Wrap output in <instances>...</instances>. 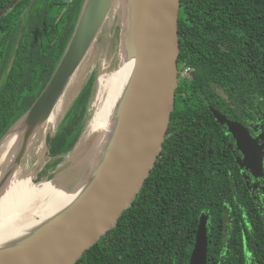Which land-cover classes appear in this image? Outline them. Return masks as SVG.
<instances>
[{
    "label": "trees",
    "instance_id": "obj_1",
    "mask_svg": "<svg viewBox=\"0 0 264 264\" xmlns=\"http://www.w3.org/2000/svg\"><path fill=\"white\" fill-rule=\"evenodd\" d=\"M29 1L0 0V139L49 80L83 2L34 0L27 7ZM177 28L178 85L162 149L131 205L74 264H188L201 212L208 215L207 264H264L263 221L242 196L231 150L229 161L226 146L214 143L213 129L207 131L212 143L197 128L189 129L188 138L179 127L171 129L179 115L214 120L206 100L227 106L210 94V83L230 94V116L255 119L253 108L264 94V0H180ZM98 66L52 136L44 172L77 141ZM185 66L191 68L188 77L180 74ZM226 210L232 227L225 231Z\"/></svg>",
    "mask_w": 264,
    "mask_h": 264
},
{
    "label": "water",
    "instance_id": "obj_2",
    "mask_svg": "<svg viewBox=\"0 0 264 264\" xmlns=\"http://www.w3.org/2000/svg\"><path fill=\"white\" fill-rule=\"evenodd\" d=\"M180 0H83L74 29L61 57L44 88L27 109L0 139L15 127L37 125L40 131L44 119L66 88L70 78L84 65L87 54L98 40L107 19L109 32L118 34V64L121 58L133 57L134 63L124 95L117 109V122L103 148L98 146L93 161L78 167L73 161L82 135L93 113V101L77 141L63 160L51 170L43 171L49 158V145L63 116L69 109L90 72L79 83L63 115L55 125L48 126L41 136L44 151L26 170V141L18 149L13 166L6 170L1 183L5 184L15 167L22 166L32 176L34 184L51 182L58 189L79 192L66 206L46 217L30 231L0 245V264H74L83 252L114 226L143 185L162 149L178 85L177 57L179 54L178 10ZM121 24L122 27H117ZM95 58L92 55L89 61ZM88 61V62H89ZM100 70V63H99ZM89 69V71H88ZM88 71V72H87ZM220 124H226L244 156L237 157L240 166L257 173L261 166L256 141L240 122L227 118L211 107ZM101 148V149H100ZM72 153L68 159L66 156ZM66 159V160H65ZM38 161H41L38 163ZM94 164V163H93ZM43 171V172H42ZM39 180L35 182V180ZM36 220L40 215L34 217ZM208 215L201 212L188 264H207Z\"/></svg>",
    "mask_w": 264,
    "mask_h": 264
},
{
    "label": "bare ground",
    "instance_id": "obj_3",
    "mask_svg": "<svg viewBox=\"0 0 264 264\" xmlns=\"http://www.w3.org/2000/svg\"><path fill=\"white\" fill-rule=\"evenodd\" d=\"M133 63V57H122L119 64L112 67L107 75L101 74L104 81L99 83L96 98L92 104L93 113L82 135L78 152L73 157L78 167L91 160L88 163V170L91 166V171L98 168L93 161L94 152L98 146L103 148L115 128L119 100L125 93ZM86 68L84 69V65L80 66L77 69L80 71L79 75L75 80L70 81L75 73L72 75L70 83L68 82L44 119L41 131L40 128L37 129L36 124H22L9 132L0 143V245L30 231L46 217L66 206L81 189L67 192L47 181L34 184L31 181L32 176L25 173L22 166L17 165L5 184L1 183V179L5 176L6 170L11 168L13 163L15 165V155L24 141H26L28 155L34 148L39 155L42 154L44 144L41 142V136L47 127L51 126L59 111L64 113L72 100V95L79 87ZM37 215H40L38 220L34 218Z\"/></svg>",
    "mask_w": 264,
    "mask_h": 264
},
{
    "label": "flooded vegetation",
    "instance_id": "obj_4",
    "mask_svg": "<svg viewBox=\"0 0 264 264\" xmlns=\"http://www.w3.org/2000/svg\"><path fill=\"white\" fill-rule=\"evenodd\" d=\"M34 0H30L27 4V7L30 6ZM208 86H211L210 94H214L216 96H221L223 99L222 101L226 102V105H221L222 108H218L217 106H214L206 100V105L208 106L209 110L212 112L211 107L215 108L216 110L223 113L227 118L231 120H235L240 122L244 127L249 131L250 135L257 139L256 143V152L260 155V162L261 166L256 171L257 173H254L252 169L247 168L246 166H240L237 162V157H243V152L237 148L235 138L233 137L232 133L228 130L226 124H220L217 119L215 118L213 112V118L214 120L209 116H188V115H179L180 123H177V121H173L171 124V129L176 130L177 127L180 128L183 134V137L188 138V131L189 129L197 128L198 136L201 133L207 132L210 130H215L217 132L216 141L214 143L216 145L222 144L224 147V151H226V156L229 158L230 161V150L234 157V164H236V172L238 174V181L240 184V189L243 192V197L248 198V201L251 205H253L254 210L258 211L259 218L263 221L264 225V94L263 97H261V103L255 106L253 108L254 111V120H250V117L247 116V114H239V117H232L230 116V94L228 92L218 88L213 83L208 84ZM205 97V96H203ZM214 101L216 103L219 102V100L215 97ZM234 107V105H233ZM248 109V107H246ZM240 111H238L239 113ZM171 117V116H170ZM170 122V120H169ZM221 127H220V126ZM169 126V124H168ZM201 129V131H200ZM205 135H208V143H212L213 135L211 132L205 133ZM201 141V140H200ZM224 161V159H221ZM236 162V163H235ZM230 171V170H229ZM235 183L232 182V188H233V195L235 194ZM234 197V196H233ZM239 197V195L237 196ZM235 198V197H234ZM237 202H235L236 204ZM227 209V208H226ZM225 212V211H224ZM223 227L225 231L229 229V227H232V220L229 218V212H226L223 214ZM245 218L248 219L247 215ZM199 220V219H198ZM223 229V230H224ZM231 229V228H230Z\"/></svg>",
    "mask_w": 264,
    "mask_h": 264
},
{
    "label": "rangeland",
    "instance_id": "obj_5",
    "mask_svg": "<svg viewBox=\"0 0 264 264\" xmlns=\"http://www.w3.org/2000/svg\"><path fill=\"white\" fill-rule=\"evenodd\" d=\"M111 21L109 20V18L107 19L106 24H105L102 32L100 33V35L98 37V40H96L94 42L92 48L89 50V53L87 54L88 56L86 57V60H85V63H88V64H86L87 65L86 67H89V69L94 64H96V63L99 64L100 63V72H99L98 84L101 81H104V79L101 76V74L104 73V74L107 75L108 71L112 67H115L117 65V63H118V58H117V51H118V40H117L118 36H117V34H118V32L116 30L114 35L109 32V26L111 24ZM117 27L120 28V27H122V25L118 23ZM92 55H94L95 58H92L89 61V59H90V57ZM89 69H88V71H89ZM79 73H80V71L77 70L70 81H72V79L75 80L77 78V76L79 75ZM77 90H76V92H77ZM76 92L74 94H76ZM73 96L74 95H72V97ZM88 111H89V104H88ZM62 114H63V112L59 111V113L55 117V120L52 122L51 126L55 125V123L62 116ZM36 154H37V151H36V148H34L30 155L27 154L28 155L27 159L23 160V162H22L23 163V167L26 170H28V169L31 170L33 168L34 161L37 158ZM71 154L72 153L68 154L66 156V159H68ZM37 181H39V180L38 179L35 180V182H37Z\"/></svg>",
    "mask_w": 264,
    "mask_h": 264
},
{
    "label": "built area",
    "instance_id": "obj_6",
    "mask_svg": "<svg viewBox=\"0 0 264 264\" xmlns=\"http://www.w3.org/2000/svg\"><path fill=\"white\" fill-rule=\"evenodd\" d=\"M180 74H181L182 77H188V76H190V74H191V68H190V66H185L181 70Z\"/></svg>",
    "mask_w": 264,
    "mask_h": 264
}]
</instances>
